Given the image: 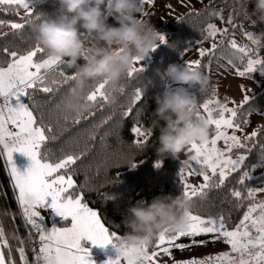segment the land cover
Instances as JSON below:
<instances>
[{"label":"snow or ice","instance_id":"6c2138e0","mask_svg":"<svg viewBox=\"0 0 264 264\" xmlns=\"http://www.w3.org/2000/svg\"><path fill=\"white\" fill-rule=\"evenodd\" d=\"M141 5L152 4L153 0H139ZM0 8L3 10L24 9L30 12V0H0ZM221 20L231 24V18L225 17L222 13H217ZM24 20L29 22V17ZM9 27L12 30H23L26 23L11 22L0 19V28ZM228 28H219L214 23L207 24L204 32V39H212L210 48H199V57H208V64L202 65L200 58L185 61L189 69H200L202 66H210L211 57L214 56L217 48L225 41ZM219 35L222 39L217 42L214 38ZM251 39L252 34L246 33ZM160 43H166L165 37L159 34ZM233 49H237L244 56H249L247 46L240 47L235 40L228 42ZM253 43L258 41L253 40ZM2 51L7 57L6 62H0V155H6L7 169L10 177V186L13 191L18 207L21 211L26 227L29 229V241L32 239L34 231L38 236L39 248L33 247L32 260L34 264H51L54 254L61 250L58 245L66 251L68 259L58 256L57 264H94L89 259L90 250L82 247L81 241L86 239L93 246H107L112 244L116 248L115 241L119 236L115 231H110L101 221V217L96 211L88 207L83 202L81 195H74L75 182L68 174L70 166L74 165L79 159V155H67L59 159L58 162H49L46 155L42 154L41 145L56 137L52 134L51 126L43 124L41 117L39 122L34 115L31 106L25 103L24 98L31 99L32 92L40 91L51 94L58 90L63 84L75 80L74 74L67 73L68 62L60 58H53L47 54V58L37 60L35 58L47 52L39 43L28 48L23 52L10 51L5 48ZM155 51V49L153 50ZM142 61L137 57L134 59L133 67L128 71L127 76L133 77L134 74L142 71V68L135 66ZM231 63V62H230ZM264 64V60L259 58H249L246 67L238 70L237 75L244 77L249 73L258 70L257 65ZM43 70V71H42ZM55 73V78H49ZM107 81L102 80L91 91L87 92L85 99L88 102L96 103L103 101L108 103L109 95ZM117 91H123L122 88ZM141 89H136L134 100H141ZM248 102V97H244V102L237 107H230L227 98L224 101L213 97L202 101L199 109L207 114L210 126H214L212 138L203 143H193L188 146V151L194 153L190 156L189 175L199 174L203 177V183L192 185L187 182L183 169L180 170V181L182 182L183 195L191 201L194 197L203 196L212 187L219 188L224 184L227 177L241 169L247 159L243 154L232 155L234 150L251 152L254 150L256 138L264 129H257L244 136L243 139L237 132L242 131L241 123L237 122L238 109ZM231 103H235L234 101ZM59 107V105L57 106ZM133 111L129 108L124 115L128 116ZM217 113L215 117L213 113ZM88 115H92L89 113ZM64 121L72 120L79 123L85 119L84 113L65 112ZM194 119H205L200 110L195 113ZM248 123V121H243ZM229 130H232L229 134ZM132 132L136 137L146 138L151 135V129H143L134 126ZM218 141H223V147H218ZM138 147L142 146L140 140L135 141ZM264 151V146H261ZM23 153L30 158L31 164L26 172L21 173L13 159V153ZM162 162L154 166L159 168ZM135 168L136 165H131ZM210 173V174H209ZM249 176L248 171L242 172L239 183L243 184L244 179ZM71 190V191H70ZM264 191V189H261ZM232 196L239 199L242 192L234 190ZM34 198V202L29 201V197ZM255 192L250 190L248 197H254ZM48 198H51L50 204ZM50 207L54 212L64 218H71L70 227L55 228L45 231L38 222L43 219L39 209ZM257 209H264V204H252L244 212L231 228L228 227V220L223 215L215 217H202L199 214L188 212L189 223L187 229L177 232L171 228L160 231L153 239L151 246H144L142 264H168L163 257H168L172 264H264V211L260 215H254ZM207 237V239H197V237ZM181 238H187V243L180 242ZM222 242L229 246L226 252L215 255H207L203 258L192 257L185 260H175L173 250L181 252L191 250L193 247H201L208 243ZM13 251L19 254V264H30L29 256L21 246L13 249L6 238L2 223H0V264H17L13 259ZM119 254V253H118ZM130 254L126 250L122 255L119 254L115 260L109 259L107 264H121L122 258ZM127 261V260H126ZM128 264V261H127Z\"/></svg>","mask_w":264,"mask_h":264},{"label":"trees","instance_id":"16d2710c","mask_svg":"<svg viewBox=\"0 0 264 264\" xmlns=\"http://www.w3.org/2000/svg\"><path fill=\"white\" fill-rule=\"evenodd\" d=\"M195 5L194 10L183 14L170 24L171 31L166 29V43L158 41L159 47L149 54L148 65L133 77L126 75L115 88L107 85L106 89L111 93L108 103H94L95 107L84 113L85 119L79 123L63 119L65 112L73 113L66 108V100L75 80L63 84L51 94L35 91L32 92L31 99L24 98L25 103L30 104V110H33L38 122L42 117L43 124L51 126L52 134L56 137L41 145L42 154L47 156L49 162H58L69 154L79 155V159L70 166L68 172L75 182L74 195H81L83 202L96 211L102 223L110 231H115L119 237L127 231L123 221L128 208L140 202L150 203L157 196L175 197L183 193L180 170L185 166V162L171 157L162 160L156 153L159 128L163 121H158L155 116V96L162 93L170 83L164 75L168 65L175 63L185 50L204 39V30L207 24L219 17L217 13H222L233 21L229 24L222 20L229 32L243 33L240 25L249 6L248 0H211L205 4L196 2ZM57 7L55 0H47L46 3L35 4L29 13H22L21 9L14 11L0 8V19L26 23V27L19 31L9 27L0 28V50L7 48L10 51L23 52L37 44L34 25L44 15H55ZM102 8L106 16L108 7L105 5ZM25 16L29 17V22L24 20ZM162 32L158 31L159 34ZM81 36L85 40L88 33L81 29ZM224 41L210 58V66H202L199 69L209 77L207 88L203 92L195 88L189 89L198 100L197 110L202 101L212 98L215 93L211 71L230 73L234 69L238 71L246 67L248 56L233 49L227 37ZM41 58H47V52L43 57L38 55L35 59ZM7 59L8 57L0 51V62H6ZM200 59L202 65L208 64V57ZM66 71L68 72V68ZM53 77L58 79L55 73L49 78ZM100 82L102 79L87 82L83 94L86 95ZM120 88L123 91H117ZM136 89L142 90V98L139 101L134 100ZM129 108L133 111L125 116L124 113ZM89 113L92 115H88ZM252 114H264V92L251 97L238 109L237 122L241 123L242 128L246 125L243 121ZM134 126L151 129V135L146 140L143 139L140 147L135 143V134L132 132ZM252 146L254 150L250 153L243 150L233 151L232 154L245 155V163L241 165V169L227 177L219 188L212 187L205 195L194 197L190 201V210L193 213L202 217L223 215L228 220L229 228L242 218L253 202V197H248V192L253 189L258 179L250 177V170L254 164L262 162L256 154L261 151V146H264V132L258 134ZM158 162H162L159 168L154 166ZM133 164L136 165L135 168L131 167ZM243 171H248L249 176L241 184L239 180ZM234 190L242 192L239 199L232 196ZM16 205L0 155V223L13 249L21 246L20 234L12 212ZM12 255L19 264L18 252L13 251Z\"/></svg>","mask_w":264,"mask_h":264},{"label":"clouds","instance_id":"9594fccd","mask_svg":"<svg viewBox=\"0 0 264 264\" xmlns=\"http://www.w3.org/2000/svg\"><path fill=\"white\" fill-rule=\"evenodd\" d=\"M46 3L47 0H40ZM56 14L44 15L34 25L35 39L53 58L68 62L73 70L75 84L69 89L66 108L73 113H87L94 107L83 94L84 85L89 81L106 80L107 85L117 87L133 67L134 59L144 60L159 47V33L148 19L139 17V0H55ZM252 24H264V0H248ZM109 14L115 15L118 26L109 24L102 6ZM81 29L90 34L86 42ZM165 77L179 85L165 89L155 96V116L163 121L159 128L156 153L162 160L168 157L179 159L193 143L209 139L210 124L207 118L194 119L198 107L196 96L189 89L203 92L209 77L199 69H189L184 64H169ZM187 86V87H185ZM259 161H264V151L257 152ZM34 202L33 197H29ZM190 201L183 193L175 197L157 196L150 203L140 202L128 208L124 217L127 231L115 241L116 250L126 257L128 264H142V249L151 246L156 235L165 228L177 232L187 229ZM54 254L51 264H57L58 256L68 259L62 246Z\"/></svg>","mask_w":264,"mask_h":264},{"label":"rangeland","instance_id":"374dc122","mask_svg":"<svg viewBox=\"0 0 264 264\" xmlns=\"http://www.w3.org/2000/svg\"><path fill=\"white\" fill-rule=\"evenodd\" d=\"M250 9H251V5L248 6L246 11ZM21 10H22V13H29V12H26L24 9H21ZM212 23L216 24L219 28H226L223 25L222 20L219 17L215 19ZM226 37H227V40L229 41L235 40L237 45L240 47H244V46L248 47L250 55L248 56L247 60L249 58H259L261 60H264V32L259 33V34H252V37L250 39L249 36L246 35V33L237 34L235 32L228 31L227 35L223 37V39H225ZM214 39L217 42H219L222 39V37L217 35ZM253 40L258 41V43H253ZM212 42H213L212 39H203L200 42L195 43L194 45H196V47L192 49L189 47L190 49L188 48L187 50H185L180 55V57L175 62V64H179L183 66L185 64V61H191V60L200 58L198 56L199 55L198 49L199 48H210ZM144 60H142L140 63L136 64L135 66L139 68H143L147 66L150 61V56H147L146 61ZM257 68L258 70L255 71L254 73H249L251 75L248 77L238 76L237 70L235 69L230 73H226V72L217 73L215 71H211L210 75L213 77V83L215 87L214 89L215 99H218L223 102L224 98H227L229 101L230 107H237V105L243 104L245 96H247L248 99H250L251 97L257 94L264 92V64H262L261 66L257 65ZM67 73L73 74V70L72 69L68 70ZM176 87H179V85L172 81H170V83L166 86L167 89H175ZM189 94L192 95L190 92ZM233 101L235 103H231ZM198 110H200L202 114L205 116V118H207V114L204 113L202 109L198 108ZM216 115L218 114L214 112L213 116L215 117ZM246 121H248V123H246V125L242 128V131L237 132V135H239L241 139H243L244 136L250 134L254 130L264 128V114L249 115ZM213 131H214V126H210L209 140L212 138ZM231 132L232 130H229V134H231ZM135 139L136 141L140 140L142 142L144 138H139V137H136L135 135ZM217 146L223 147V141H218ZM193 154L194 153H190L187 148L185 152L181 153L179 159L184 162L190 161V156ZM232 155L235 157L236 155H239V154H232ZM189 168H190V164L185 163V166L183 167V171L186 176L187 182L192 185H199L203 183V177L201 175L199 174L189 175L188 174ZM250 177L252 179H258V181L255 183L252 189V191L255 192V196L253 197V202L251 203V205L252 204H264V191L261 190V189H264V161L258 162L251 167ZM50 202H51V198L48 199L49 204ZM39 211L43 219L38 218V222L42 225L45 231H50L53 227L55 228L70 227L71 218H68L70 220L67 221L66 219L58 216L54 212V210L51 209L50 207L45 206V208L39 209ZM261 211H264V209H257V212L254 213V215H260ZM12 212H13V217H14L17 229L20 234L21 241H23V247L25 248L26 253L29 256L30 264H34V261L32 260V257H33L32 255L34 254L32 252L33 247L31 248V245H32L31 242H32V239L34 238L36 240L35 248L38 249L39 248L38 236L33 231L32 239L31 241H29V229L26 227L21 211L17 205L15 209H12ZM59 219L66 220V222H63L61 224L59 223L55 224L56 221H58ZM220 243L221 242H217L216 244L208 243L201 247H193L192 249H197V250L193 252H188V253L173 255V256L175 260L179 261V260L189 259L192 257L203 258L204 256H207V255H215L217 253L226 252L229 250L228 245L224 243L219 245ZM81 245L82 247H85L90 250L91 255L89 259L93 261L94 264H107V261L109 259L115 260L117 256L119 255L116 248L112 244H109L104 247L93 246L90 241L83 239L81 241ZM163 259L168 261V264H172V261L168 257L165 256L163 257ZM121 264H127V261L122 258Z\"/></svg>","mask_w":264,"mask_h":264},{"label":"crops","instance_id":"0c3cea01","mask_svg":"<svg viewBox=\"0 0 264 264\" xmlns=\"http://www.w3.org/2000/svg\"><path fill=\"white\" fill-rule=\"evenodd\" d=\"M40 0H30V6L33 8L35 4H37ZM211 0H153L152 4H146L141 5V12L138 14L140 18L142 19H148L153 24H155V27L157 31H163L161 34L166 38V29L167 26H170V24L174 21H177L183 14L194 10L196 8V2L200 4H205ZM40 3V2H39ZM106 20L109 24H113L115 26H118V21L115 18V15L109 14V9L106 15ZM91 39L90 34H88L87 38L85 39L86 42H89ZM196 47V45L190 47L191 49ZM189 48V49H190ZM199 56V55H198ZM147 60V57L144 61ZM68 70H71L68 68ZM187 87V86H185ZM0 150H2V146H0ZM2 160L4 162V165L6 167L7 175H8V169H7V158L6 155H1ZM13 159L14 162L18 168V170L23 173L26 172L28 167L31 164V160L29 157L24 155L23 153H13ZM9 177V175H8ZM10 180V177H9ZM49 199V198H48ZM16 200V199H15ZM17 204V201H16ZM18 206V204H17ZM19 208V207H18ZM69 221L70 219H66ZM66 220L59 219L56 221L55 224H61L63 222H66ZM68 225V224H67ZM197 239H207V237H197ZM180 242L187 243V238H181ZM219 242V241H218ZM215 242L214 244H216ZM223 244L222 242L219 244ZM197 249H191V250H185L183 252L174 249L173 255H179L184 254L188 252H193Z\"/></svg>","mask_w":264,"mask_h":264},{"label":"built area","instance_id":"2783aa9c","mask_svg":"<svg viewBox=\"0 0 264 264\" xmlns=\"http://www.w3.org/2000/svg\"><path fill=\"white\" fill-rule=\"evenodd\" d=\"M251 12V9L250 10H247L246 13H245V16L241 22V30L244 32V33H251V34H259V33H262L264 32V24L262 23H257V24H252L250 22V17H249V13ZM36 240L33 238L32 239V242H31V248L32 247H36ZM33 256V255H32Z\"/></svg>","mask_w":264,"mask_h":264},{"label":"water","instance_id":"95a60500","mask_svg":"<svg viewBox=\"0 0 264 264\" xmlns=\"http://www.w3.org/2000/svg\"><path fill=\"white\" fill-rule=\"evenodd\" d=\"M167 30H168V31H171V28H170V26H167Z\"/></svg>","mask_w":264,"mask_h":264}]
</instances>
